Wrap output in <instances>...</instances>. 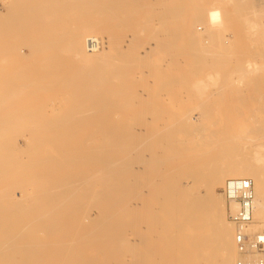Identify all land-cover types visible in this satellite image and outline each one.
Returning <instances> with one entry per match:
<instances>
[{
    "label": "bare ground",
    "instance_id": "obj_1",
    "mask_svg": "<svg viewBox=\"0 0 264 264\" xmlns=\"http://www.w3.org/2000/svg\"><path fill=\"white\" fill-rule=\"evenodd\" d=\"M141 3L140 0H0V143L2 140L4 143L5 138L1 133L12 130V128L16 127L14 125L24 122L27 123V120L30 119L28 123L30 124L31 122V127L33 125L31 121L33 114H37L38 116L40 113L39 115H41V117L42 114L43 117H48L45 109L40 110L43 107L42 105H38L39 108H41L36 114L33 113L36 109L32 108V115H30L29 110H31V103H35V101L37 103L38 99H32L33 102H30L32 100L28 99L29 102L27 101V103H24L26 100L24 101L23 98L25 97L21 98L19 96L20 93H23V87L24 89H28L30 86L32 87L34 84L37 86L38 84L39 87H37L40 88L39 90L43 91V88L46 85L48 86L50 81L52 86L49 84L50 86L48 87L51 88L53 84L55 85V83L60 82V79L62 80L60 84L65 81L66 78H63L66 76H70L68 77L70 84H68V82L66 83L71 86V81L74 79H72L73 76L71 78L72 73L70 71H83L87 75L89 73L87 71H107V66L110 67L108 68L109 77H112V75L122 76V73H124L122 69H118L121 71L116 70L118 65L120 66L115 59L117 55H122L125 58V70L123 71H132L136 66L138 67L140 64L144 63L142 62L144 59L147 58L146 60H148L149 57L154 58L159 50L163 52V50L169 49L167 46L173 42V40L170 39L172 40L170 41L167 37V40H163L162 38H165V36L162 38L160 37L163 31L154 33V35L149 34L150 36L153 35L155 38L149 37V39L143 41L141 40V38H144L142 30L136 27L132 32H130L131 30L129 32L126 31L125 36L128 38H124L125 40H123V34L121 36L123 41L120 42V40L113 38V36L108 33L110 32L108 30H111L110 28L108 30L105 29V24L103 22L106 19V17H104L105 14L108 15L107 17H114L111 19L114 20L115 17H119L118 14L121 13L124 19L128 21L133 16H137V12L141 10L137 9L136 6L132 8V6ZM160 3H163V1L159 0L158 4ZM237 3V17H232L230 27L232 28L234 36L249 41L253 48V54H257L256 43L264 42V0H237ZM88 5L100 6L92 10L103 13L100 15L95 13V17L93 16L94 13L90 15L88 12L90 16H93L91 19L79 20L80 22L77 21L78 24H74L75 27H73V29L66 31L65 35H67V40L65 39L66 47L64 48V40L61 42V40L56 39L54 36L55 34L57 35L59 29L67 27L63 20H67L68 17L65 18L66 16L62 13L70 8H73L78 13L79 9H83L85 12L87 11ZM157 10H165V12L171 13L173 18L180 19V12L177 11L175 7H164L158 8ZM41 12L45 15L44 21L40 20L43 16H41ZM79 15L81 14L79 13ZM242 15L247 17L245 23L240 21ZM26 16H28L30 21L39 19L38 22L42 21V23L36 24L37 22L35 21L33 23L27 22L26 25V23L24 24L22 22V19ZM84 17L81 18H88L87 16ZM221 17L222 15L214 16L217 22H220V19H222ZM214 18L209 19V16L203 17V20L212 27L208 29L209 38L207 42H204L201 38L202 32L200 30H198L197 33L196 31L193 32L189 38H187L192 45V50L195 49V51L193 50L194 53L199 51L198 54L200 56L197 57H199V66L201 68H198H200V70L202 69L205 79L199 91L202 100L200 104L202 110L199 113L201 119L196 123L197 125L188 120L181 121L189 131L199 133L198 135L201 137L204 146H212V152L207 157L203 156L201 158L200 156H193L189 159L200 162L197 168L193 167L191 170L196 177L202 180L201 186L205 187L204 194H189L182 186L175 182H173L171 186L169 185L170 189L169 192H167L166 190L164 191V186L159 183V180L149 177V175L143 176L142 171L155 172V174H158L159 168L150 167V164H155L157 162V158L148 157L144 152L143 145L132 143V140L136 137L138 139L144 138L139 134L142 132V128H135L133 125L123 120L125 123L123 128L116 129V119L113 118V116H115L113 109L121 108L122 106L113 104L111 96L102 95L103 92L102 94L99 93L96 88H98L97 85L99 86L100 84L95 85L93 83L96 87L86 84V86L80 89L73 90L72 93L80 98L82 102H92H78L76 105L77 109H86L85 111L88 112L82 114L81 117L78 113L77 117L76 114L73 117L69 116L70 120L66 119L67 117H62V119L59 118L62 121H60L59 124L62 123V125H64L63 122L68 120V124L74 123L76 126L73 124L71 128L69 127L70 129H67L70 125L65 124V127L63 126L64 128L62 126L58 128V126H56L58 122L56 124L53 122V120L57 121L58 119L55 116V110L58 108L52 106L51 116L55 118L42 120L40 123H44V128L39 127L38 122L36 123V120H34L36 123H34V125H38V127L33 125L34 127L29 128V130L32 129L34 134L36 132V136L39 133L46 132L56 133V135L53 134V136H60L62 133L59 135L57 132H63L64 134V132L68 131L69 133L74 132L76 134L77 132L80 133L90 122L92 124L99 122L107 125L104 129L115 134V136L108 145L102 147L96 144L90 145L82 142L74 143L73 137L68 135L69 133L58 138L59 145L56 146V149L61 156L60 162L62 164L70 163L67 173L55 177V184L48 186L41 183H34L35 180L42 178L40 174L34 177L25 176L26 179L34 180L32 183L29 181L30 184H27V187H34L36 190L40 188L37 192L38 196L36 197L40 206L38 214L33 213L34 208H30L31 205H29L28 212H23L28 206L23 210L20 209V203H25L24 201H26L21 197L24 194H34L32 193L35 192L34 189L32 191V188H30L31 190L25 187L19 188L21 190L20 198L18 197L19 194L17 195L15 192L16 189L13 192L10 191V194H8V200L11 203H17L18 206L20 204V208L18 207V209L21 211L15 210L17 208L10 209L8 207H3L1 198L3 199L4 197L1 196L2 194L0 193V234H2V237H0V264H47L49 261L46 263V259L50 260L48 263L50 264L52 257L45 259V256L41 255V253L46 250L48 244H50L49 236L56 235L58 237L57 234H60L59 236L62 234H69L70 237V235H72L66 230L70 229L71 231L74 225L78 224L77 219L79 218L78 212L80 206L90 194H94L95 196L90 203L92 202L94 206L100 208L99 210L102 211V217L100 216L101 220L102 218L106 220V222L103 221L105 223L104 229L106 233H104V231L103 233L108 235L107 239L110 241L112 240V244L114 245L110 260L123 261L126 253L135 251L137 260H135L136 263L133 261V264H235L236 257H238V250L234 240L235 226L227 220L224 209V198L222 194L218 192V188L222 187L224 181L229 178H251L254 183L255 198L253 203V221L248 226L247 230L251 233H255L264 229V120L240 121L234 127L230 126L226 119L223 120V109L225 107V105L223 106V101L226 100L227 96L232 94V89L229 86V76L231 71L238 70L233 66V62L231 61L232 55L226 51L231 41L227 34L221 30L223 26L221 23L217 24L218 28H215L216 23L214 24V22H216V20ZM25 19H27V17ZM161 19L163 20L162 16L158 20ZM117 24L118 23H116V25ZM163 24L164 23L161 24V28L164 26ZM109 25L107 24V27H110ZM117 26L118 28L122 27L119 24ZM139 26L144 28L146 24L144 27L141 24ZM114 28L113 26V33L115 31ZM104 29L106 33H108V36L110 35L107 43L108 45L105 44V46L104 41H101V45L98 48L90 49L87 40L90 37L98 39L97 34L103 32ZM179 32L177 33L178 36L180 34ZM165 33L166 32H164V35ZM180 36L178 38H180ZM156 37L161 39H156ZM259 37L262 38L260 39ZM178 38L176 39L178 40ZM142 41L143 45L141 49H131L134 43ZM186 42L187 41L184 43L186 49H188L189 47ZM62 43V48L57 47L58 45L61 46ZM173 46L172 48H175L177 44ZM190 49L191 48H189V50ZM176 52L178 51L176 50ZM260 52L263 53V50L260 49ZM35 53L38 55L30 56ZM59 53H65L67 56L71 54V56L75 58V61H66L65 59H67V57L65 58V56ZM170 55L175 56L174 54ZM31 57L35 60L27 61V59ZM111 58H114L117 62L111 61ZM23 59L26 60L23 61ZM36 59L40 60L37 62ZM161 60L164 62L157 64L154 68L159 72L167 67L168 52L162 55ZM149 62L148 64H150ZM152 62L153 61H151V63ZM141 67H143V65L139 67L140 70L143 69H141ZM169 67L171 68V66ZM23 69H26V71H42V73H37L36 75L38 77H36V75L32 76V78H36L31 80L28 78L29 76L27 77L25 74L17 72ZM57 71L62 72V78ZM118 72H121V75H118ZM18 73L23 74V76H18ZM100 73L101 72H99L98 75L101 80L104 77L102 73L101 78ZM128 73L129 72H125V76H128ZM38 74L43 75V77L45 76V79ZM74 74H77V72ZM80 75L82 76V73ZM91 76L93 77V75ZM19 77L31 81L28 80V83L26 80H19ZM99 77L96 79L93 78V80L97 82ZM161 77L163 78L162 75L160 79ZM164 78L166 77L164 76ZM93 80L90 81L93 82ZM159 81L161 82L162 79ZM167 81L169 80L167 79ZM100 82L101 81H99V83ZM25 86L29 87L25 88ZM51 90L53 89L51 88L47 91ZM259 91V88H253V93H255L256 96ZM30 95L33 97V94ZM101 100H105L107 103L100 102ZM97 101H99V103ZM151 103L144 105L145 108L156 110L162 108L160 106L161 103ZM17 106H20V109L22 107L27 109H21L19 111L12 108ZM72 110L73 109H71V111ZM89 110L92 111L89 112ZM158 110L160 111L161 109ZM89 115L93 116L92 118L94 119L90 120L88 117ZM37 119L39 120L41 118L37 117ZM143 122V120H140V123ZM50 123H53V126H56V128L49 127ZM24 126H21L22 129ZM27 126L28 125H26L25 128H27ZM17 127L20 128V126ZM16 129L17 128H15V130ZM18 129L17 131L14 130V132H18ZM132 129H134L135 132L132 131ZM136 131H138L137 135L135 134ZM27 132L33 133L30 131ZM32 136L33 135L29 137L30 140L33 138L36 139V137L33 136L32 138ZM79 136L80 134L77 137ZM51 137L50 135H48V137L37 136V141L33 139L31 140L32 142H28L26 140L28 142L26 146L29 150L40 151L45 147L47 138ZM71 137L72 139L70 141L69 139ZM228 138L230 140L226 142ZM46 143H48V141ZM133 149L139 150L132 159V157L129 156V152ZM116 152H119V155L122 157L119 161H111L105 157V155L112 156ZM208 157H210V160L206 161ZM49 160L51 164L59 163V161L51 162L52 158ZM49 160L29 159V161H24V163L35 164V162H38L46 165ZM50 169L53 170V168ZM1 170L0 168V171ZM151 186L153 188L155 187L154 190L152 189V191H149L146 195L145 188H152ZM95 187H99V189ZM6 189L8 188L6 187ZM6 189L2 191L5 192ZM2 191L0 190V192ZM8 191L6 190V192ZM150 195L152 196L151 198H149ZM43 196H45L46 199L45 197L42 198ZM45 200L46 203L49 202L52 204L51 207L47 209L44 207ZM22 205L24 206V204ZM86 219L92 223L87 222V226L90 223L93 229L88 227L87 230H92V232L94 229L96 231L101 228L103 224V222L99 223L97 221H95L94 224L89 213L86 215L85 220ZM64 220L68 222H64ZM19 221H22V223H19ZM86 227L84 228L85 230ZM18 228L19 231H12ZM87 230L85 232H87ZM130 230L133 231L129 232ZM89 232L91 233V231ZM100 233L102 232L100 231ZM74 234L75 232H73V236ZM87 234L81 233L80 235L85 239L81 236L79 237L80 240L90 241L93 234L91 233V237L89 235L87 236L88 238L84 237V235L86 236ZM69 237L66 236L68 239L72 236ZM93 237L92 239H94ZM97 237H95L96 240ZM77 238L78 237H76V241H74L75 239L73 237L70 243L83 242L77 241ZM61 239H59V241H61ZM98 240H100L99 237ZM105 240L106 239H104V241ZM95 241H90V243L93 245ZM62 242L63 239L61 243L57 241L58 244L60 243L63 246L64 249H62L65 251L66 245L68 244ZM99 244L100 243H98V246ZM61 245L58 250H61ZM84 246H86V244L78 247ZM75 252L77 251L73 249L72 253ZM16 253L19 254L22 259L14 257ZM79 256L80 255H78V257ZM59 258L62 259L61 256ZM73 259L75 260V258ZM85 259L86 258H84V261L81 259L83 262L79 264H97L95 263V257L87 259L89 262ZM54 260L52 259V262ZM69 261L71 262V260ZM69 261L68 263H70ZM55 262L57 261L55 260ZM98 264L106 263L101 262ZM119 264L121 263L119 262Z\"/></svg>",
    "mask_w": 264,
    "mask_h": 264
},
{
    "label": "rangeland",
    "instance_id": "obj_2",
    "mask_svg": "<svg viewBox=\"0 0 264 264\" xmlns=\"http://www.w3.org/2000/svg\"><path fill=\"white\" fill-rule=\"evenodd\" d=\"M158 1L159 0H140V2H142V3L137 4V5H133L132 8L134 6H136L137 9H141V10L137 12L138 13L137 16L136 15L133 16L132 17L133 19L131 18L128 21L124 19L123 15L121 13L118 14L119 17L116 16L114 20H111L114 17H107L108 15L105 14L106 15L105 16L103 14L104 17H106L105 21H103L105 24V29L108 30L110 28L111 30H108V31H110L108 33H110V35H112L113 38L120 40V42H122L123 40L128 38L127 36H125L126 31L129 32L131 30L130 32H132L135 30L136 27L138 29L142 30L144 38L143 39L141 38V40H143V41L149 39V37L155 38V37H153L154 33H160V31H163V32H161L162 36H160V37L162 38L165 36V38H162L163 40H165L166 37H167V39L169 38L168 40H170V39L173 40V42H171L169 44L170 46L169 45L167 46V47H169V49L167 48V49L163 50V52H161V50H159V52L156 53L154 58L149 57L148 60L150 62L148 60H146L147 59L146 58V59H144V61H142L144 63L140 64L138 67L136 66V68L134 67L135 69H132V71L131 70L130 71H123V70H125V68H124L125 67V58L122 55H117L115 57V59L118 61L120 66L117 63L118 68L116 70L121 71L118 69H122V72H124V73H122V76L112 75V77H109V75H108L109 74L108 68H110L109 66H107V69H106L107 71H91V72L87 71V72H89L87 75L83 71L82 72L81 71H70L72 73L71 78L73 76L72 79H74V80L71 79L72 80L71 86L67 85V83H66V82H68V84H70L69 83L70 80L68 78L70 76H66L63 78V79L66 78L65 81H63L64 84H63V82L60 84V82L62 81L60 79V82H57L60 85H58L57 83H55V85L53 84V87H51L53 90H51V91H47L48 89L49 90L51 89L50 87H48L50 85L52 86V84L50 83L51 81L49 82L50 85L48 84V86L46 85L47 87L45 86L43 88V91L39 90L40 88H38L39 87L38 84H37L38 87L35 86V84L32 87L30 86L31 88L29 86H27V87L25 86V88L29 87L28 89H24V87L22 86L23 90H25L26 92L22 90L23 93L22 94L20 93L21 95L19 94V96L21 98L25 97V98H23L24 101L26 100L24 103H27V101L29 102L28 99H31V100L32 99L33 100L38 99L37 103H36V101H35V103H31L32 104L31 110H29L30 115H32L31 111H33V109H36L33 113H35V114L38 113L39 109L41 108V107L39 108L38 105H42L43 107L40 110L45 109L48 117L47 116L43 117V114L41 117V115H39L40 113L38 114V116H37V114L36 115L33 114L31 121L33 122L32 124L34 125V123H35L34 120H36V123L38 122L39 127L44 128V126H43L44 123L43 124L40 123V122H42V120L55 118V117L51 116L52 115V106H56V108H58V109H56L57 111L55 110V116L58 119L59 118L62 119V117H67L66 119L70 120L69 116L73 117L76 114V117H77V113H78V114H80L79 116L81 117L82 114H85V112H88V111H85L86 109H80V108L77 109L76 105L78 104V102L79 103H83V102L89 103L91 101H88V102L83 101L82 102L80 100V98L76 97L75 94L72 92H73V90L80 89L81 87L86 86V84L89 86H91V85L95 86L96 84H100L99 86L97 85L98 88H96V90L101 94L103 92L102 95L111 96V100H112L113 104L118 105V106H122L121 108H114L113 109L114 110L113 113L115 114V116H113V118L116 119V123H115V127H117L116 129L123 128V126L125 124L123 120H125L127 123L133 125L135 128H138V127L142 128V132L139 134H141L142 137H144V138L138 139L136 137V138H134V140H132V143L143 145L142 147H144V152H145V154L148 155V157L157 158V162L155 164L154 163L150 164V167H152V168L158 167L159 173L155 174V172L142 171V175L143 176L149 175V177L156 178V180H159V183L162 186H164V191L166 190L167 192H169V189H170L169 185L171 186V184L173 182H175V183H178L180 186H182L183 189L189 194H192V195L204 194L205 187L201 186L202 180L200 178L196 177L194 172L191 170L193 167L197 168L198 163H200V162H197L194 160H189V159H190V157H193V156H195V157L200 156L201 158L203 156L207 157L212 152V146L211 145L204 146L202 144L203 142H202L201 137L198 135L199 133L189 131L187 129V127L181 123L182 120H188V121H191L192 123L196 124L201 119V116L199 113L202 110V107L200 106L202 100L200 98L199 91L202 88L203 80L205 79V75L203 74L202 69L200 70L201 67L199 66V63H200L199 57H197V56H200L198 54L199 51L198 52L196 51L197 53L196 52L194 53L195 49H193L194 51L192 50V45L187 38H189V36L193 32L196 31V33H197V31L200 30L202 32L201 38L203 39L204 42H207L208 38H209L208 29L212 28V27H210V25L208 23H206V21L203 20V17L209 16V19H212V18H214V16L216 17V15H222V17H221L222 19H220V22H217L216 18H214L216 20V22H214V24L216 23L215 28H218L217 24H219V23H221L223 25L221 30L227 34V36L229 37V39L231 41V44L226 49V51H227V53L232 55L231 61L233 62V66L238 70V71H231V74L229 76L230 77L229 86L232 89V92H231L232 94L227 96L226 100L223 101V106L225 105V107L223 109V112H224L223 120L226 119L228 124H230V126H233V127L237 123H239L240 121L244 122V121H251V120H258V119L264 120V42L263 43H260V42L256 43V51H257L256 53L257 54H253V52H252L253 48H252L251 43L249 41H247L245 39H241V38H236L234 36L232 28L230 27V24L232 23V17L233 16L237 17V13H238V11H237V7H238L237 0H162L163 3H160V4H158ZM0 7H1V5H0ZM97 7H100V6L88 5L87 11H85V12L83 9H79V13L81 15H79V13L76 10H74L73 8H70L69 10H66L64 13H62L66 16L65 18L68 17L67 20L66 19L63 20L65 23V26H67V27H64L65 30H64V28L59 29L57 35L56 34L54 35L55 38L58 40H61V42L64 40V45L62 43L61 46L58 45L57 47L62 48V45L64 46V48L66 47V45H65L66 44L65 39L67 40V35H65L66 31L73 29V27H75L74 24L77 25L78 22H80V21H83L86 19L89 20L93 16L96 17L95 13L99 14V15L102 14L103 12H98V11L96 12L95 10L94 11L92 10L93 8H97ZM164 7L165 8L166 7H169V8L175 7L177 9V11L180 12L179 13L180 19L173 18L171 13H168L167 11L165 12V10L164 11L163 10H161V11L157 10L158 8H164ZM88 12L90 13V15H92L94 13L93 16H90L88 14ZM40 14H41V16L43 15L42 18H40V20L44 21L45 15L42 12ZM83 15L85 17L86 16L88 17V15H89V17L85 18ZM158 16H160V17L162 16L164 21L162 19L158 20L160 18ZM26 17H27V19H25ZM26 17H24V19H22V22L24 24L26 23V25H27V22L33 23L35 21L37 22L36 24L42 23V21L38 22L39 19H37V20L33 19L34 21H30L28 16H26ZM81 17H84L85 19H83ZM116 19H118V20H116ZM246 20H247V17L245 15H242L240 17V21L242 23H245ZM106 22H108V23H106ZM135 22H137V23H135ZM143 22H144V24H143ZM148 22H150V23H148ZM70 23L72 26L70 25ZM116 23H118L122 27L118 28V26H117L118 24L116 25ZM123 23H125V24H123ZM139 23L143 27L145 26V24H146V26L144 28H142L141 26H139L140 25ZM162 23H164L163 24L164 26H162V28H161L160 26ZM107 24L108 25L110 24L109 25L110 27H107ZM211 24H212V22H211ZM113 26L115 27L114 33L112 31ZM193 26H194V28H193ZM167 27H168L169 31L167 30ZM105 29L103 32H99L97 34V37L100 41H102V42L104 41V45L105 44L108 45L107 43L109 41L110 35L108 36V33H106ZM164 30H167L168 33H167V31H164ZM179 31H181V32H179ZM164 32H166L167 34L165 33V35H164ZM178 32L180 33L179 36L181 35L180 38H178L179 37L177 34ZM187 32H188V35H187ZM174 33H175V35H174ZM123 34H124V36L122 37L123 38V40H122L121 36ZM149 34H153V35L150 36ZM176 34H177V36H176ZM60 35H62V36H60ZM157 38L158 37H156V39ZM161 38H158V39H161ZM176 38H178V40ZM259 38L261 39L262 37H259ZM172 40H170V41H172ZM143 41L138 42V43H134L135 45L133 44L132 45L133 47L137 46V45L138 46L135 48H133L131 46L132 47L131 49H133V50H136V48H137V50L141 49V47L143 45ZM185 41H187L186 43L188 44V47L191 48L190 50L188 47H187L188 49H186V46L184 43ZM172 43H174V44H172ZM176 44H177V47L172 48V47H174L173 45H176ZM172 49L173 50L175 49L174 52ZM260 49L263 50V53L260 52ZM176 50L178 52H176ZM188 50H189V53H191V54L188 53ZM165 52H168L167 67H165L160 72L156 71L154 69L156 67V65L161 63V62H164L161 60V57H162V55H164ZM59 54L62 56H65V58L67 57V59H65L66 61H75L74 60L75 58L72 57L71 54H68V56L65 53H59ZM170 54H174L175 56H172ZM37 55L38 54L35 53L34 55H30V56H37ZM70 57H71V59H70ZM115 59L111 58L110 60L114 61L116 63L117 61ZM25 60L26 59H23V61H25ZM28 60L33 61L35 59L31 57V58L27 59V61ZM38 60H40V59H36L37 62H38ZM151 61H153V62L151 63ZM148 62L150 64H148ZM196 63H198V64H196ZM141 65H143V67H141V69L143 68L142 70H140V68H139ZM149 65H150V67H149ZM151 65H154V66H151ZM169 66H171V68ZM103 67H105V66H103ZM198 67H200V68H198ZM17 72H19V73L21 72V73L25 74L27 77L29 76L28 78H30L31 80H34V78L38 77L36 75L37 73H42V71H26V69L25 70L23 69V70L17 71ZM48 72H50V71H48ZM76 72H77V74H74ZM97 72L98 73L101 72L100 73L101 78H102V73H103V77H104L103 79H105V76H106V79L100 80V77H99ZM125 72H129L128 76H125ZM19 73H18V76H23V74H19ZM27 73L30 75H28ZM57 73L59 74V76H61V78L63 77L61 75V73H62L61 71H57ZM81 73H82V76L80 75ZM106 73H107V75H106ZM118 73H119L118 75H121L120 74L121 72H118ZM90 74L93 75V77ZM34 75H36V77L32 78V76H34ZM88 75H90L91 77ZM161 75L163 76V78L161 77L162 81L160 82L159 80H161L160 79ZM39 76L43 77V75H39ZM95 76H97V77H95ZM110 76H111V74H110ZM164 76L166 78H164ZM98 77H99V80L97 82L95 80H93V78L96 79ZM43 78L45 79V76ZM21 79H23V78L19 77V80H21ZM167 79L169 81H167ZM173 79H174V81H173ZM23 80H26V78ZM28 80H26V82L29 83V81H31V80H29V81ZM90 80L91 81L93 80V82H91ZM102 80L104 81V84H103ZM99 81H101L102 84H101V82L99 83ZM23 82H25V81H23ZM26 85H28V84H26ZM76 85H78V86H76ZM255 87L260 89L257 96L255 95V93H253V88H255ZM103 90H105V91H103ZM36 91H37V93H36ZM30 94H33V97ZM72 95H73V97L74 96L75 97L73 98ZM33 100L30 102H33ZM97 102L99 103V101H97ZM100 102L107 103V101H105V100H101ZM151 102L152 103L154 102L155 104L161 103V105L160 104L159 105L162 108H158L161 110L159 111L158 109L156 110V109H152V108H145L144 105H148V103H151ZM156 102H158V103H156ZM45 105L48 107H46ZM12 108L14 110H19V111L21 109H23V110L27 109L24 107H22L20 109V106L12 107ZM71 109H73V110L71 111ZM162 109H163V111H162ZM165 109H167L168 111ZM90 111H92V110H89V112ZM89 114H91V113H89ZM34 116H36V117H34ZM49 116H51V117H49ZM37 117L38 118L40 117L41 119L38 120ZM88 117L90 120L94 119V118H92L93 116H91V115H89ZM58 119H57V121L53 120V122L55 124L58 122V124L56 125V126H58V128H60L61 126L63 127L65 124L66 125L68 124V122H67L68 120L65 121L66 123L63 122L64 125H62V123L59 124V122L61 120L59 119V121H58ZM140 120H143L144 122L140 123ZM29 121H30V119L27 120V123ZM25 123L26 122H24L22 124L25 125ZM27 123H26V125L29 126V127L27 126L28 129L25 128L26 125L24 126L21 123H18L17 125H14V126H16L15 128H17V129L19 128L17 126H20V128H19L20 131L18 129V132L15 133L14 132L15 128H12V130H10V131H6L5 133L4 132L1 133L2 136H5V138H4V143H3V140L0 143V150H1L0 168L2 169L0 171V190L2 191L4 189H6V187L8 188L6 190L7 191L9 190L8 192H6V190H5V192L2 191L3 193H6V194H3L2 192H0L2 194V195L1 194L0 195L4 197L3 199L1 198V204L3 203L2 204L3 207H8L10 209L17 208L15 210H18V211H21L18 209L20 204H21V206H20L21 208L20 207L19 208L22 210L24 208H26V206H28L26 210H23V212H25V211L28 212L29 205H31L30 208H34L33 213L38 214L40 211L39 210L40 206L38 204V200L36 199V197L38 196L37 192L40 190V188H39V190H36V188H34V187H27L28 186L27 184H30V182L32 183V181H34V180L26 179L25 176L34 177L35 175L40 174L42 176V178L39 180H35L34 183H41L43 185L48 186L51 184H55V177H57L58 175H60V174L65 175L67 173L69 167H70V163L62 164L60 162L61 156H60V153L57 151L56 146L59 145L58 144V138L60 136L66 135L69 132L66 131V132H64V134H63V132H57V134H59V135H60V133H62V135H60V136H53L54 133H52V132L39 133V134H37L38 137H43V136L48 137V135H50L52 137L47 138L48 143H46L47 142L46 141L45 147L43 149H41L40 151H35L32 149L29 150V148L26 146V144L33 139H34V141L38 140V138L36 136V132L34 134L32 129L29 130V128L34 127V126L38 127V125H34V126L32 125L30 127L31 122H30V124L29 123L27 124ZM19 124H21V125H19ZM50 124H52V125H50ZM50 124H49V127H55L56 128V126H53V123H50ZM71 124L72 123L68 124V125H70L68 127L66 126L67 129H70L74 123L72 125ZM117 124H118V126H117ZM21 126H24L23 129ZM74 126H76V125L74 124ZM105 126H107V125H104V124L99 123V122H96L95 124H92L90 122V124H88V126H86L80 133L77 132L78 134L77 133L75 134L74 132H71L68 135L73 137L74 143L82 142L84 144H87V143L90 145L96 144V145L102 147V146L108 145L113 140V138L115 136V134H112L109 131L105 130L104 129ZM17 129L15 131H17ZM27 131H30L33 133H28ZM132 131H134V129H132ZM30 134L33 135L34 137H36V139L33 138V136H32L33 139L30 140V138H29L31 136ZM79 134H80V136L77 137ZM135 134L137 135L138 131H136ZM54 135H56V133ZM72 137L69 139L70 141H71ZM42 140H44V139H42ZM229 140L230 139L228 138L226 140V142L227 141L229 142ZM39 141H41V140H39ZM53 142H55L56 144ZM138 150L139 149H133L132 151L129 152V156L132 157V159H133L135 157L136 153L138 152ZM105 157H107L111 161H113V160L119 161L120 158H122L119 155V152H116L112 156L105 155ZM51 158H52L51 162L59 161V163L51 164L50 160H49ZM29 159H31V160L32 159H48L49 163L47 162L46 165H44V163H38V162L37 163L35 162V164L34 163L33 164H25L24 161H29ZM209 160H210V157H208V159L206 161H209ZM48 167L53 168V170L48 168ZM225 181H224V183H225ZM224 183H223L222 187L218 188V192L220 194H222V196L224 198V209H225V213H226V200H225V197L223 194ZM22 187L23 188L25 187L26 189H29V190H31L30 188H32V191L34 189L35 192H32V193H34L35 195L34 194H24L21 198H24L26 201H24L25 203H20L18 206L17 203H15V204L11 203L7 197H8V194H10V191L13 192L16 189L15 192L17 193V195L19 194L18 197L20 198L21 190L19 188H22ZM95 188L99 189V187H95ZM149 188H147V187L145 188L146 189V195L149 193V191H152V189L154 190L155 187L154 188L152 187L150 189ZM167 188H168V190H167ZM44 197L45 196H43L42 198H44ZM94 197H95L94 194H90L88 196V198H86L84 200V202L80 206V210L78 212L79 213V218L77 219L78 224L77 225L75 224L71 231H70V229L66 230V231H69L70 234H72V235H70V237L72 236L71 238L69 237V234H64V235L62 234L61 236H59L60 234H57L58 237L56 235L49 236L50 244H48V246H47L48 248L46 247V250L43 251V253H41V255H44L45 259L52 257L51 258L52 264H53V262H54V264L55 263L56 264H79V263L84 261V258H86L85 260L88 261L87 259H89L90 257H95L96 258L95 263H97V264L101 263V262H105L106 264H110V263L111 264H116V263L119 264V262L121 264H133L135 262V260H137V255H136L135 251L126 253L124 256L125 261L124 260L118 261V260H114V259L110 260V255L113 254L112 249H113L114 245L112 244V240L110 241L107 239L108 235L104 234L106 232L104 229L105 223L103 221L106 222V220L104 218H102V220H101L102 211L99 210L100 208L98 206H94L92 204V202L90 203V201H92L94 199ZM151 197L152 196L150 195L149 198H151ZM45 199H46V197H45ZM7 204H8V206H7ZM22 204H24L25 207ZM14 205H16V206H14ZM51 205L52 204H50L49 202L46 203V200H45L44 207H46V209L51 207ZM88 213H89V216L92 217L94 224H95V221H97L99 223L103 222V224H102L103 226L101 225V228L97 229L96 231L94 229V231L92 232V230H93L91 227L92 223L90 221H87L88 219L85 220L86 215ZM226 217H227V213H226ZM227 220L229 221L228 217H227ZM64 222H68V221L64 220ZM87 222H90L91 224L89 223V225L87 226ZM19 223H22V221L21 222L19 221ZM79 225H81V226L78 227ZM85 227H86V230L88 227L90 229H92V230H89V229L88 230L91 231V233L93 234L94 237L92 236V234L88 230H87V232H85L86 231L84 229ZM12 231H14V232L19 231V228L16 230H12ZM100 231L102 233H100ZM103 231H104V233H103ZM132 231L133 230H130L129 232H132ZM57 232H60V231H57ZM73 232H75L74 236H73ZM94 232H96L97 234ZM77 233H78V236H77ZM81 233H84V234L88 233L86 236L84 235V237H87L88 235L90 237L92 236L94 239H92V237H91L90 238L91 240L89 239L90 241H95L96 240L95 237H97V235L100 238V240H98V237H97L98 241L96 240L95 242H93L94 244L92 245V243H90V241H88V240H84V241L80 240L79 237L82 236V235H80ZM66 236L69 237L71 240L66 238ZM0 237H2V234H0ZM59 237H61L63 239L62 243L65 242V244L66 243L68 244V245H66V248H65L66 252L63 250L64 248L60 244L62 239ZM73 237L75 239V240L73 239L74 241H76V237H78L79 239L77 238V241L79 240V241H83V242H81V243L80 242L70 243V242H72ZM58 238L61 239V241H59ZM82 238H83V236H82ZM83 239H85V238H83ZM104 239H106V240L104 241ZM57 241L60 243L58 244ZM98 243H100L99 246H98ZM85 244H86V246H84V247H78L81 245L83 246ZM60 245H61V247H60L61 250L60 249L58 250ZM67 246H68V248H67ZM71 249H72V251H71ZM73 249H74V251L76 250L77 252L72 253ZM77 254L82 256V257H80V256L78 257ZM18 255L19 254L16 253L14 257L22 259V257L20 255L19 256ZM60 256H61V258L63 256L64 257L62 259H60L59 258ZM76 256L78 257V259ZM73 258H75V260ZM52 259L53 260L55 259L57 262H55V260L52 262ZM79 259L80 260L83 259V261L82 260L80 261ZM69 260H71V262ZM45 261H46V263H47V261L50 262V260H48V259H46ZM68 261L70 263H68ZM220 262H221V260H220Z\"/></svg>",
    "mask_w": 264,
    "mask_h": 264
},
{
    "label": "built area",
    "instance_id": "obj_3",
    "mask_svg": "<svg viewBox=\"0 0 264 264\" xmlns=\"http://www.w3.org/2000/svg\"><path fill=\"white\" fill-rule=\"evenodd\" d=\"M87 44L90 49H96L101 41L90 37ZM223 194L227 217L235 226L234 240L238 250L235 264H264V229L255 233L247 230L253 221V180L249 177L229 178L224 183Z\"/></svg>",
    "mask_w": 264,
    "mask_h": 264
}]
</instances>
